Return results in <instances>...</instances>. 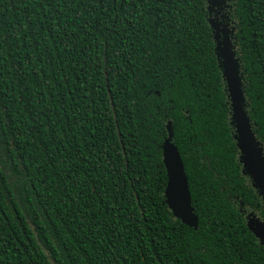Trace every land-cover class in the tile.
Listing matches in <instances>:
<instances>
[{"label":"trees","instance_id":"obj_1","mask_svg":"<svg viewBox=\"0 0 264 264\" xmlns=\"http://www.w3.org/2000/svg\"><path fill=\"white\" fill-rule=\"evenodd\" d=\"M205 5L0 0V264H264ZM231 17L264 153V0ZM168 120L196 228L165 202Z\"/></svg>","mask_w":264,"mask_h":264},{"label":"water","instance_id":"obj_2","mask_svg":"<svg viewBox=\"0 0 264 264\" xmlns=\"http://www.w3.org/2000/svg\"><path fill=\"white\" fill-rule=\"evenodd\" d=\"M228 38L219 47L216 54L225 81L231 105V124L234 127L233 137L239 150V158L244 172L250 177L255 188L261 191L264 197V153L262 143L255 136L252 123L245 110V99L241 89V75L238 73L239 60L233 49L229 50ZM167 136L162 143V160L166 172V183L163 189L165 202L174 215L184 224L196 228L198 217L192 206L191 194L188 186L181 155L176 144L172 141L173 129L171 120L166 123ZM254 231V229L250 228ZM264 235V229L258 227Z\"/></svg>","mask_w":264,"mask_h":264},{"label":"flooded vegetation","instance_id":"obj_3","mask_svg":"<svg viewBox=\"0 0 264 264\" xmlns=\"http://www.w3.org/2000/svg\"><path fill=\"white\" fill-rule=\"evenodd\" d=\"M207 1L208 0H206V5H205L206 9H207ZM221 1H223V0H221ZM223 8L225 11V15H223V17H220V19L216 22V26L219 30L217 36L220 37V36L225 35L227 32H229L228 33V35L230 34L229 35L230 36L229 45L233 49L232 42L234 41L235 25H234V21L231 17V0H225ZM207 19H208L209 25L211 27L208 12H207ZM229 26H231V30L229 29ZM212 28L213 27H211V32H212V36H213V39H214V42H215V45L217 48V42H216V39L214 36L215 33L213 34ZM227 95H228V93H227ZM229 102H230V99H229ZM249 179H250V177H249ZM250 181H251V179H250ZM251 186L255 189L254 191L258 197V200L255 198L256 202H255L254 206H251L250 204L245 205L241 201L239 204V210L242 213V215L244 216L245 223L249 229L251 228L252 224L254 226H256L257 228L261 227L264 229V197H263V194L261 193V191L253 186L252 181H251ZM251 232L253 233V235L257 239L258 243L260 245H262L264 248V235L261 237V235L257 236L253 230H251Z\"/></svg>","mask_w":264,"mask_h":264},{"label":"rangeland","instance_id":"obj_4","mask_svg":"<svg viewBox=\"0 0 264 264\" xmlns=\"http://www.w3.org/2000/svg\"><path fill=\"white\" fill-rule=\"evenodd\" d=\"M224 1H221V0H208L207 1V12H208V15H209V19H210V24H211V27H213L212 31H213V34L215 33V39H216V42L218 43L219 47L223 44V41L225 38H228L230 40V34L228 35L229 32H227L225 35L223 36H217L219 30L216 26V22L220 19V17H223V15H225V11H224ZM229 29L231 30V26H229ZM217 36V37H216ZM232 48L229 46V50H231ZM259 225V224H258ZM252 228L254 229V232L257 233L259 235L260 231L259 229L254 226L252 224Z\"/></svg>","mask_w":264,"mask_h":264}]
</instances>
